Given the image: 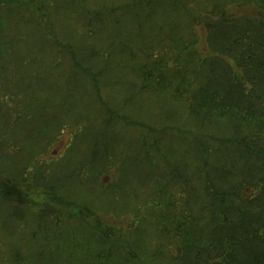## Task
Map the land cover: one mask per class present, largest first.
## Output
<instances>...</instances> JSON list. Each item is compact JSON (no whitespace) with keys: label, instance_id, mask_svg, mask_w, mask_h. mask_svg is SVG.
Wrapping results in <instances>:
<instances>
[{"label":"trees","instance_id":"16d2710c","mask_svg":"<svg viewBox=\"0 0 264 264\" xmlns=\"http://www.w3.org/2000/svg\"><path fill=\"white\" fill-rule=\"evenodd\" d=\"M103 1L0 0V264H264V0ZM47 10L71 37L47 31ZM105 86L115 91L104 100ZM126 87L141 96L136 118ZM171 101L167 120L186 135L174 142L156 129V105ZM128 122L140 131L120 139L125 154L139 153L144 170L165 165L170 179L115 178L110 200L104 141ZM65 133L73 144L60 162L45 158ZM95 142L69 171L75 143ZM129 201L135 217L114 233L57 210L108 216Z\"/></svg>","mask_w":264,"mask_h":264},{"label":"rangeland","instance_id":"374dc122","mask_svg":"<svg viewBox=\"0 0 264 264\" xmlns=\"http://www.w3.org/2000/svg\"><path fill=\"white\" fill-rule=\"evenodd\" d=\"M101 1V2H100ZM119 0H107L106 2H112L110 4L113 3H117ZM103 3V0H91V3L88 4V6L90 8H95V7H100V3ZM137 6H133L131 8H128L127 11L129 14L127 15H132L139 12L138 9H136ZM46 17L47 19L43 18V24L45 25V28L47 29V31L52 34L53 36L55 35L58 38H61L60 41L65 40L64 37H71L70 34V26L67 25L66 27L64 25H62L59 21L58 18L54 15V13H52V10L50 11H46ZM158 16H156L154 18V20L159 21L162 19H165L164 16H162L161 14L157 13ZM38 18L36 21H41L40 19V15H37ZM73 19V18H72ZM197 28V27H196ZM197 31L199 34H201V31L199 28H197ZM92 40V39H91ZM72 43V41H71ZM82 44H86L84 42V40L80 39V40H75L74 43L70 44L72 47L76 48ZM198 48L200 51H204L205 50V45H204V41L203 39L201 40L200 44L198 45ZM25 57H29L30 55L28 53L24 54ZM136 57V56H135ZM135 57H127V63H130L134 60ZM30 59L27 58V60ZM130 65V64H129ZM45 78V77H42ZM121 90H124L127 94L129 95V98L132 101V104L128 105V107L125 105V107L130 108V110L126 111V113H129L128 116L134 117L136 118L138 116L137 114V110H134L133 107H139L137 100L139 99V96L135 91H132L130 88L126 87V88H121ZM115 90H111L110 88H106L102 89L100 88L99 91H97V93H99V97L103 98L105 100V97H110V95L114 94ZM55 98L58 100L59 97L55 96ZM90 98V97H89ZM147 103L149 104H156L155 101H151L154 99H146ZM136 102V104H135ZM173 102L171 101L170 103H166L164 104L161 108H159L156 105V108L158 109V111L161 114V118L160 120H162L161 122H159L156 127V129H162V127L165 129H167V131L164 132V130L160 131L159 133L161 135L166 134V137L168 138L169 141L174 142V141H179L180 138L184 139V137H186V135H183V132H181V130L176 129L174 126L175 124H173L172 122H169L167 119L172 118L175 116V107L172 104ZM135 104V105H134ZM134 105V106H132ZM126 110V109H125ZM179 114V113H178ZM180 116V115H179ZM183 116V115H182ZM177 117V115H176ZM181 118V117H180ZM138 120H141V118L138 117ZM128 126L125 125L126 128L128 129H123V133L124 135H122V128L119 127L118 131H112V130H108L109 133L107 136H109V139L105 140L104 142L107 144V148L108 150H113V155L110 157L111 163H112V167L108 170L107 174H105L103 176V178L101 179V183L103 184H111L112 186L114 184V180L115 178H117V181L114 185L116 186H120L123 185V183L126 181V179H133L132 177L135 178H142L144 175V171H146L147 169H150L151 172L153 171V178H156L158 180L161 179H170L169 177H167L168 172L167 169L163 168L166 167L165 165L162 167H154L152 168V166H148L147 169L145 167H143V162H141L140 158L138 157L140 154L139 153H133L132 150H130V153L127 152L128 154H125V152L123 151V146L121 144L120 139L127 135L125 140H128L130 138L133 137L134 135V129L140 131L139 128L132 126V124H129V122L127 123ZM160 125V126H159ZM178 127V126H177ZM183 129V128H182ZM112 131V132H111ZM97 134V133H96ZM78 135V132L77 134ZM183 135V136H182ZM96 138L98 139V142H101L103 140V137L101 136L100 133H98L96 135ZM82 137L79 138V140H81ZM80 142H78L79 145ZM72 145L73 143H71L70 141V136L68 135V133H65L61 138H59L58 140L55 141L53 148L51 149V151L49 152V155L45 156V158H50V160L52 161H58L60 162V160L58 159V155H60L61 153H65V148L69 145ZM78 145L75 143L74 145V151L70 157L71 160V164L72 161L74 160V163H76V165L72 168L70 165L69 171H75L78 168V165L82 162H86L90 159V153L92 152V149L94 147H99L101 146V144H98L97 142L89 145L88 147H86L84 149V145H80V148L78 147ZM164 143H163V148H164ZM185 147V144L182 145V148ZM143 150V144L141 147ZM79 149H84L82 152H80V156L77 157V154L79 152ZM131 149V148H130ZM179 149V148H178ZM125 150V149H124ZM142 152V151H141ZM124 153V154H123ZM157 154V153H156ZM66 155V154H65ZM178 156L180 154H177ZM186 157V155L182 156V158H180L181 160H184ZM64 158V156H63ZM156 159L158 160V158L156 157ZM161 163V162H160ZM163 164V163H162ZM178 171V169H177ZM140 184L139 185H137ZM137 183L136 180H134V183L130 184V189L134 191V189L136 191H138L140 193V190H144V186L145 183L142 182L141 180L137 179ZM129 185V184H128ZM149 187V186H148ZM114 186L111 187L110 191V200H112V195L114 192L113 190ZM18 192H23V194L27 195L28 197H31L32 200L38 202L41 204V207H48L50 205V207H52L53 204L48 203L47 196H45L42 192H38L33 191L32 189H22L19 190ZM40 193V194H39ZM137 197V196H136ZM138 205V202H132L129 201L126 204V207H124V209H113L111 215L105 216L106 214H99L98 212H103V210L97 209L95 208L96 212L89 209L88 207L86 208L85 206H83L82 204H78L76 207H69L67 205V207H60L58 208V212L62 213L65 217H69V215H71V219L77 217V219H81L80 222H84V224L88 227H92L95 230V227L98 226L100 229H104L106 230V232H110V233H114L116 230L118 229H123L126 230L127 226L133 221L134 219V213L133 211L136 209ZM42 207V209H43ZM82 208L83 207V212H80V209L78 208ZM91 208V206H89ZM97 214L99 215V217L97 216Z\"/></svg>","mask_w":264,"mask_h":264}]
</instances>
